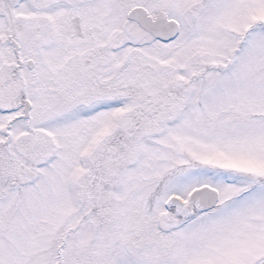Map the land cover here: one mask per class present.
Instances as JSON below:
<instances>
[{"label": "snow or ice", "instance_id": "1", "mask_svg": "<svg viewBox=\"0 0 264 264\" xmlns=\"http://www.w3.org/2000/svg\"><path fill=\"white\" fill-rule=\"evenodd\" d=\"M0 264H264V0H0Z\"/></svg>", "mask_w": 264, "mask_h": 264}]
</instances>
